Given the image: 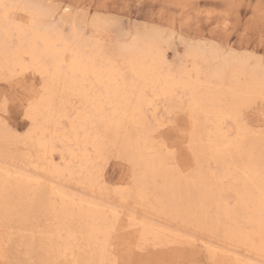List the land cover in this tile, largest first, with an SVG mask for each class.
I'll use <instances>...</instances> for the list:
<instances>
[{
	"label": "bare ground",
	"instance_id": "1",
	"mask_svg": "<svg viewBox=\"0 0 264 264\" xmlns=\"http://www.w3.org/2000/svg\"><path fill=\"white\" fill-rule=\"evenodd\" d=\"M39 1L0 0L29 6L11 10L8 24L0 9V79H38L21 99L25 132L0 116L10 162L0 164V235L35 231L29 221L45 218L41 264H127L136 248L184 252L197 234L209 264H264V130L233 118L234 100L264 89V68L217 47H192L175 64L158 31L105 44L102 19L89 22L90 35L72 19L65 32ZM115 64L134 74L117 80ZM177 102L190 173L159 132L160 105L170 114ZM113 152L131 171L111 188L103 165Z\"/></svg>",
	"mask_w": 264,
	"mask_h": 264
},
{
	"label": "rangeland",
	"instance_id": "2",
	"mask_svg": "<svg viewBox=\"0 0 264 264\" xmlns=\"http://www.w3.org/2000/svg\"><path fill=\"white\" fill-rule=\"evenodd\" d=\"M39 2L46 4V7L49 6L48 8L52 10L51 14L54 13L50 19L58 21V26L65 32L70 31L73 21L85 27L86 34L90 35L91 28L88 24L91 20L96 18L105 21V26L108 28L105 27V30L98 34L101 39L107 40L105 44L129 42L137 32L158 31L162 39L164 38L163 43L169 61L175 64H181L186 52L192 47H206V49L217 47L244 57L251 68L257 66L264 68V0H40ZM65 18L69 20L63 21ZM67 22L69 24H66ZM68 25L70 27H67ZM103 40L101 41L104 43ZM37 81V76L32 74L27 76L22 85H10L8 80L0 79V116L2 122L8 124L11 130L23 133L28 128L21 99L23 100L28 87L37 84ZM177 103L170 114H166L160 105L157 116L163 125L160 126L159 132L167 141L176 144L179 162L181 164L185 162L183 164L187 165L189 168L187 172L190 173L193 170L190 166L192 155L185 146L182 135L186 133L187 115L185 108ZM150 118L151 123L155 125L154 118L151 116ZM244 118L254 126L255 130H264V110L259 107H249L245 109ZM17 151L24 153L26 150L19 147ZM58 160L56 157V161ZM6 161L8 160L0 155V164H10ZM103 169L111 188L113 185L129 181L130 165L126 160L117 157L115 152L108 157ZM70 187L78 190L73 184H70ZM78 192L83 191L78 190ZM108 195L111 203H118L117 194L110 191ZM29 223L39 225L40 228L37 227L35 231H31L32 226H28L27 230L23 231H17L14 227L10 228L11 230L2 229L6 233L1 230L0 261L7 260L13 264H41V257L45 253L43 244L39 242L40 235L37 230L49 221L36 215V218H32ZM173 226L171 228L174 229L176 226ZM197 237L195 246H183L184 252L173 248L153 249L151 246L144 250L136 248L137 254L135 253L132 262L129 261L127 264L130 262L155 264L161 261L160 264H209V259L203 251L200 234H197ZM32 239L35 241L31 242Z\"/></svg>",
	"mask_w": 264,
	"mask_h": 264
},
{
	"label": "snow or ice",
	"instance_id": "3",
	"mask_svg": "<svg viewBox=\"0 0 264 264\" xmlns=\"http://www.w3.org/2000/svg\"><path fill=\"white\" fill-rule=\"evenodd\" d=\"M29 7L25 4H4L0 3V9L4 10L3 19L5 24L11 22V16L13 9H24ZM112 71L117 80L126 79L129 74H134L133 69L128 67L127 65L115 64L113 65ZM6 104V101H5ZM234 107V116L233 118L237 121L244 120V112L245 109L249 107H259L264 110V89L261 90L259 95H254L245 99H239L233 101ZM0 264H13V262H9L7 260L0 261Z\"/></svg>",
	"mask_w": 264,
	"mask_h": 264
}]
</instances>
